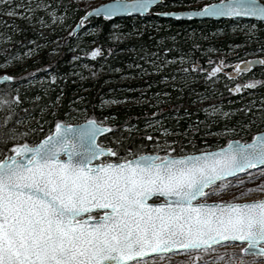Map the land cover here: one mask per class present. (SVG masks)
Returning <instances> with one entry per match:
<instances>
[{
  "label": "trees",
  "instance_id": "1",
  "mask_svg": "<svg viewBox=\"0 0 264 264\" xmlns=\"http://www.w3.org/2000/svg\"><path fill=\"white\" fill-rule=\"evenodd\" d=\"M196 1L92 17L70 36L86 10L76 0H0V70L14 77L0 84V159L14 144H36L58 121L109 125L100 141L121 157L157 145L161 155L169 146L184 155L264 130V63L237 78L220 68L208 75L220 60L264 55V21L156 15Z\"/></svg>",
  "mask_w": 264,
  "mask_h": 264
},
{
  "label": "snow or ice",
  "instance_id": "2",
  "mask_svg": "<svg viewBox=\"0 0 264 264\" xmlns=\"http://www.w3.org/2000/svg\"><path fill=\"white\" fill-rule=\"evenodd\" d=\"M158 2L110 0L90 11L106 18L144 14ZM157 14L264 20V0H218ZM98 52L94 48L89 54ZM252 62L236 68L246 70L240 65ZM85 123L78 128L58 121L38 144H14L12 154L0 159V264H128L147 254L207 249L228 241L243 243L242 253L254 250L264 256V197L244 202L205 199L228 186L222 182L213 188L217 181L264 165V132L236 148L229 141L215 151L177 155L169 146L161 155L157 145L151 153L128 150L127 158L96 142L109 125L95 119ZM105 154L115 159L94 162ZM158 197L163 200L149 202ZM93 210L100 214L92 216ZM231 264L245 262L233 258Z\"/></svg>",
  "mask_w": 264,
  "mask_h": 264
},
{
  "label": "rangeland",
  "instance_id": "3",
  "mask_svg": "<svg viewBox=\"0 0 264 264\" xmlns=\"http://www.w3.org/2000/svg\"><path fill=\"white\" fill-rule=\"evenodd\" d=\"M79 4L86 6L89 9L99 3L107 0H76ZM218 0H197L194 5L202 6L205 3H210ZM191 8V7H187ZM185 9V8H181ZM178 10V9H176ZM252 56H246L249 58ZM9 69L0 70L1 73H8ZM240 139V137H237ZM243 141V140H242ZM245 141V140H244ZM112 159L111 156L102 157L101 161ZM264 166L259 168H248L241 174L235 177L219 181L213 188L219 187V184L227 183V187L220 191L210 194L205 199L209 201H231L243 202L264 197V191L255 190L259 187H264ZM241 181L242 183H237ZM246 189H254L253 191H246ZM207 191H211L208 189ZM99 214H92V216H98ZM244 247V244L224 243L216 246L209 247L207 249L198 250H183L179 252H172L169 254L156 255L141 260H136L128 264H231L233 258H242L245 264H264V256H258L256 254H245L240 251Z\"/></svg>",
  "mask_w": 264,
  "mask_h": 264
},
{
  "label": "water",
  "instance_id": "4",
  "mask_svg": "<svg viewBox=\"0 0 264 264\" xmlns=\"http://www.w3.org/2000/svg\"><path fill=\"white\" fill-rule=\"evenodd\" d=\"M162 1H163V0H160V2H158L157 5H159L160 3H162ZM109 2H110V0H107V1H105V2L99 3V4L95 5V6H93V7L89 8V9H87L86 12H85L84 14L81 15V17H84V21H86L87 19L92 18V17H103V18L107 19L103 14L97 15V14L92 13V12L90 11V9H92V8H98L101 4H105V3H109ZM213 2H218V1H212V2H210V3H213ZM157 5H156V6H157ZM156 6H155V7H156ZM155 7H154V8H155ZM154 8H153V9H154ZM193 8H197V7L185 8V9H178V10H176V9H173V10H158V11L156 12V15L159 16V17L172 18V19H176V20H186V19H197V20H210V19H214V20H218V19H235V18H243V19H250V20H255V21H264V20H261V19H258V18H254V17H243V16H233V17H225V16H217V17H210V16H193V17H189V16H181V17H176V16H171V15H169V16H165V15H162V14H157V13H164V12H178V11H184V10H189V9H193ZM148 13H149V12H148ZM148 13H144V14H136V13L129 14V13H123V14H117V15L112 16V17H110V18H113V17H125V16H128V15H132V16H144V15H147ZM81 17H80L79 20L77 21L76 25L73 27V29H72V34H71L70 36H74V35L78 32V30L80 29V27H81ZM74 30H75V31H74ZM257 58H259L260 60H264V57H255V58L245 59V60H243V61H241V62H246V61H253V62L250 63V64H248L247 66H245L244 64H241V65H240L241 69H244L245 67H246V69H248V68H250V67H252V66H256V65H260V64H262V63H260V62L257 60ZM237 64H238V63H236L235 66H236ZM239 71H240V70H239ZM5 75H9V74H7V73H3V74H0V77H3V76H5ZM10 76H11V75H10ZM12 80H13V79H12ZM12 80L9 81V80L0 79V83H7V82H11ZM89 119H93V118H89ZM89 119H86V120L81 121V122L66 123V124H70V125H73V126H77L78 128L86 127V123H85V122H86L87 120H89ZM97 122H99V121H97ZM109 129H110V128H109ZM54 131H55V127H54V129H53L52 132H54ZM108 131H109V130H108ZM108 131H104V132H100V133H98V135H97V137H96V142L99 143V144H101V145L103 146V144L99 141V139H100V137H101L104 133H106V132H108ZM258 132H264V130H261V131H258ZM258 132H256V133H258ZM256 133H254L253 136H252V138H251L249 141H246V142H244V141H242V140H240V139H237V138L230 139L229 141H232V142H233L232 147H233V148H236V147H238L239 145H242V144L252 143L253 137L255 136ZM48 135H49V134H48ZM48 135H46V136H48ZM46 136H45V137H46ZM43 139H44V137H43L41 140H43ZM41 140H40V141H41ZM40 141H38L36 144H38ZM229 141H228L224 146H221V147H218V148H212V149L202 150V151H197V152H209V151H215V150L220 149V148H225L226 146H228ZM108 147H109V146H108ZM146 153H149V152H146ZM192 153H194V152H192ZM11 154H12V153H10L9 155H11ZM186 154H190V153H186ZM186 154H184V155H186ZM6 156H8V155H6ZM107 156H111V155H109V154H105L104 156H100V157L97 158V161H94V162H101V158H102V157H107ZM4 157H5V156H4ZM4 157H3V158H4ZM3 158H2V159H3ZM61 158L63 159V158H66V157H65L64 155H61ZM262 166H264V165H257V166L251 167V168H259V167H262ZM248 168H250V167H248ZM248 168H247V169H248ZM245 170H246V169H244V170H242V171H240V172L233 173V174L229 175L228 177H226L225 179L235 177V176H237L238 174H241L242 172H244ZM217 182H219V181H217ZM217 182H216V183H217ZM206 190H207V189H206ZM198 199H199V198H198ZM162 200H163V197L150 198V199H149V202H156V203H159V202H161ZM243 202H244V201H243ZM97 213H99V211H97V210H93L92 213H91V215H92V214H97ZM99 214H100V213H99ZM80 219H83V216L80 217ZM224 243L243 244V243H241V242H239V241H235V242H232V241L221 242L220 244H224ZM216 245H219V244H213V245H210L209 247L216 246ZM209 247H208V248H209ZM189 250H196V249H189ZM179 251H183V250L177 249V250H175V251H170V252H167V253H165V254H169V253H172V252H179ZM243 253H245V254H256V252H255L254 250H253V251H249V252H243ZM156 255H159V254H147L145 257L133 258V260L130 261V262H128V263H131V262L136 261V260H141V259H144V258H148V257L156 256Z\"/></svg>",
  "mask_w": 264,
  "mask_h": 264
},
{
  "label": "flooded vegetation",
  "instance_id": "5",
  "mask_svg": "<svg viewBox=\"0 0 264 264\" xmlns=\"http://www.w3.org/2000/svg\"><path fill=\"white\" fill-rule=\"evenodd\" d=\"M236 62L233 63H224L222 60L218 63L219 68L227 73L231 78H237L240 75L241 71H238V69L235 66Z\"/></svg>",
  "mask_w": 264,
  "mask_h": 264
},
{
  "label": "bare ground",
  "instance_id": "6",
  "mask_svg": "<svg viewBox=\"0 0 264 264\" xmlns=\"http://www.w3.org/2000/svg\"><path fill=\"white\" fill-rule=\"evenodd\" d=\"M86 10H87V9H86ZM86 10H85V12H86ZM85 12H84V13H85ZM84 13H83V14H84ZM128 16H129V15H128ZM131 16H132V15H131ZM144 16H145V15H144ZM125 17H126V16H125ZM87 20H88V19H87ZM83 22H84V21H83ZM83 22H81V25H82ZM75 25H76V24H75ZM67 37H68V36H67ZM67 37H64V38H67ZM65 40H66V39H65ZM255 57H264V55H262V56L249 57V58H246V59L255 58ZM244 60H245V59H244ZM196 65H197V64H196ZM1 74H3V73H1ZM7 74H8V73H7ZM7 83H8V82H7ZM0 84H2V83H0Z\"/></svg>",
  "mask_w": 264,
  "mask_h": 264
}]
</instances>
